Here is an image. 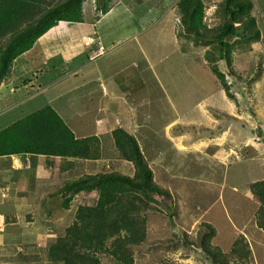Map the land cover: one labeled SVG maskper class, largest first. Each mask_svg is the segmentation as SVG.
Returning a JSON list of instances; mask_svg holds the SVG:
<instances>
[{
  "label": "rangeland",
  "instance_id": "obj_1",
  "mask_svg": "<svg viewBox=\"0 0 264 264\" xmlns=\"http://www.w3.org/2000/svg\"><path fill=\"white\" fill-rule=\"evenodd\" d=\"M176 1L115 0L111 3L112 6L118 5V11H123V6L127 5L136 12L138 18L130 30L114 29L118 36L115 41L119 40L117 45H122L115 51L116 54L132 59L131 55L135 53L137 59L136 70L134 66L126 73L119 62H114L115 72L120 69V77L126 83L121 113L128 120L131 115H128L127 109L133 111L135 106L137 108L135 117L126 129L138 140L156 182L169 189L176 201L164 214L153 216L150 243L144 244V247L153 244L156 251L138 253L136 264H159L162 258L177 264H213L205 252L195 246L191 251L180 247L174 252L167 250L166 243L161 242L166 240L164 234L167 233V237L175 239V244H178L185 233H191L194 229L196 233L201 231L202 223H209L216 228L213 244L224 251L229 249L239 234H247L253 259L257 261L254 264H264V230L255 225L259 200L246 187V184L264 178V71H260V67L264 69V49L256 44L252 55L238 53V59L235 58L233 62L234 76L230 75L232 67L225 60L218 62L231 84L230 91L234 95L231 98L202 55H197L198 50L193 48L196 46L189 44L194 42L196 36L185 37L183 41L187 47L182 50L183 41L179 40V32H171L174 12L167 10L175 7ZM207 1L214 3L222 0ZM251 1L255 3L254 15L262 31L264 22H261L260 17H264V0ZM88 6L91 9L97 4L95 0H86L84 7L87 10ZM209 8L207 6L205 11L208 22L213 26L221 21L222 15L208 12ZM148 10L152 12L145 14ZM165 13L168 15L157 22ZM144 15L145 19H142ZM89 17H85V21ZM132 37L136 39L127 46L125 41ZM132 47L135 51L131 50ZM206 49L203 48V52ZM184 60L187 67H184ZM129 75L131 82L127 81ZM257 75H260L258 79ZM248 79L256 81L249 85ZM15 105L20 107L4 117L6 119L0 123V127H6L20 119L21 115L38 109L43 101L37 99L28 105ZM220 137L222 140H219ZM200 139L209 144H204ZM106 152L113 154L114 150L106 149ZM216 155L219 158L224 156V163L222 160L218 162ZM27 172L31 178L26 180L24 186L29 189L31 185L37 184L38 175ZM9 175L7 171L0 173L1 178H9ZM41 183L42 186L32 187L40 195L39 201L43 193L53 187V184ZM41 202L48 204L40 207L49 210L54 207V216L66 215L71 223L80 201L74 202L69 210L57 207L55 199L49 197ZM24 207L14 204L13 209L21 215L25 214ZM176 208H179L178 212ZM170 211L176 212V215L167 216ZM36 213L38 217L44 215L41 211ZM51 222L54 221L44 222L38 218L36 224L47 226ZM64 228H59L57 232ZM40 231L36 226H28L24 231L15 230L13 236L7 237L4 248L1 246L4 243H0V262L48 263L45 253L36 248L46 239L38 238ZM63 231L60 235H63Z\"/></svg>",
  "mask_w": 264,
  "mask_h": 264
},
{
  "label": "trees",
  "instance_id": "obj_2",
  "mask_svg": "<svg viewBox=\"0 0 264 264\" xmlns=\"http://www.w3.org/2000/svg\"><path fill=\"white\" fill-rule=\"evenodd\" d=\"M85 1L0 0V84L11 74L15 61L30 52L38 40L60 22H83ZM95 2L97 11L107 13L112 0ZM253 6L251 0H222L217 9L222 19L212 26L207 20L203 0L177 3L179 40L183 41L188 35L196 36L189 44L196 46L193 48L199 51L197 55H202L231 98L234 97L231 84L218 62L225 60L232 67L230 75L234 76V50L243 44L262 41ZM185 45L183 41L182 50L186 49ZM260 71L263 72L262 67ZM256 79H248L247 84L251 85ZM112 137L118 157L134 165V175L114 170L83 174L64 181L57 190L62 196L63 208H69L77 195L87 191L97 192V202L80 205L64 234L51 240L44 250L47 264H136L138 253L156 251L153 244L144 247L150 243L152 218L170 210L176 203L175 197L156 182L151 165L131 133L117 127ZM19 154L99 161L102 144L94 135L76 137L64 118L51 105H46L0 130V157ZM246 185L260 201L255 225L264 230V178ZM178 210L176 208V212ZM171 211L167 216L176 215ZM196 232L194 229L185 233L178 244L165 233L166 240L161 242L174 252L180 247L191 251L195 246L205 252L213 264H253L252 249L244 234H239L224 251L213 244L214 226L202 223L201 231ZM171 242L174 243L170 245ZM159 264L177 263L162 258Z\"/></svg>",
  "mask_w": 264,
  "mask_h": 264
},
{
  "label": "crops",
  "instance_id": "obj_3",
  "mask_svg": "<svg viewBox=\"0 0 264 264\" xmlns=\"http://www.w3.org/2000/svg\"><path fill=\"white\" fill-rule=\"evenodd\" d=\"M179 1H176L175 7L167 10V12L169 10L174 12L170 24L173 33H177L180 22L176 11ZM203 1L205 10L207 6H210L208 12L217 13L219 2ZM252 2L255 5L254 1ZM123 7V11H118V5H111L107 13H102V11L96 10V6H92L91 9L88 6V10L87 7H84L83 22H60L55 28L42 36L30 52L25 53L15 61L11 74L0 84V123L4 122L6 119L4 117L8 116L12 110L20 107L16 106V103H21L22 106L40 99L43 101V105L38 109L51 105L72 128L76 137L84 138L94 135L99 137L102 144V158L99 161L28 154L0 157V173L7 171L10 174L9 178L0 177V243L6 242L7 237L13 236L15 230L24 231L28 226H36L41 230L37 234L38 238L46 237L42 244H37L39 247L36 248H40L39 251L44 252L51 240L60 236L63 230L64 234L66 228L71 224L69 223L70 218L66 215V219L63 214L54 216V207L51 210L40 207V205L48 204L47 202H41L48 197L55 199L57 207H62L63 199L62 196L57 194V190L65 180L78 178L83 174H96L114 170L129 176L134 175V165L118 157L112 137V132L117 127H122L127 131L126 128L137 113L136 106L133 111L130 110L131 108L127 109L128 115H131L128 120L121 113L122 101L125 97L123 90L126 83H124L125 79L120 77L122 72L119 68L122 66L123 71L126 73L130 71L131 67L135 66L137 59L135 53L131 55L132 59L122 58L116 54L115 51L121 48L122 45H117L119 40L115 41L118 36L114 29L130 30L134 27L132 23L138 22L136 12L127 5ZM254 8L253 6V14ZM151 12V10H148L145 14ZM87 14L90 17L85 21ZM205 14L207 17L206 11ZM167 15L165 13L157 22ZM254 16L256 17V15ZM141 18L145 19V15ZM260 18L261 22H264V17ZM149 23L152 24L153 21H149ZM261 34L262 41L243 44L236 48L233 54V62H235V58L238 59V53L252 55L256 44L264 49V29H262ZM135 39L136 37L129 38L125 43L128 46V43ZM100 45L106 49V52L101 53L99 51ZM131 50L135 51L134 47ZM115 61L121 64L117 72H115ZM146 61L149 62V59L146 58ZM110 62L112 63L110 64ZM130 62L133 63L130 65ZM184 62V67H187V62L185 60ZM136 68L137 66H135V70ZM127 81L131 82L130 75ZM2 109L3 111H1ZM22 117L24 116L21 115ZM124 124L126 125L124 126ZM2 128L4 127H0V130ZM221 137L219 140H222ZM200 140H203L206 145L209 144L204 139ZM111 148L114 153H107L106 149L111 150ZM216 156L218 162L222 160L221 162L224 163V156L220 158L218 155ZM27 171L30 174L34 173V176L38 175L36 177L37 184L31 185L29 189L24 186L26 180L31 178ZM41 181L53 184V187L50 191L43 193V198L39 201L40 195L32 187L42 186ZM255 199H257L256 196ZM74 202H79L77 208L80 205H93L97 202V192L80 193L73 199L69 208H62L69 210ZM14 204L25 205L23 211L25 214L15 213ZM51 205L53 204L51 203ZM3 208H5L4 211H2ZM36 211L44 212V215L38 217ZM38 218L44 222H50L51 220L54 222L49 223L47 226H44V224L39 226L36 224ZM180 223L182 224V221ZM64 226V229L57 232L59 228ZM245 237L249 241L247 234H245ZM1 246L4 248L5 243ZM256 262L253 259V264ZM0 264H5V262H0ZM44 264L47 263L44 262Z\"/></svg>",
  "mask_w": 264,
  "mask_h": 264
},
{
  "label": "clouds",
  "instance_id": "obj_4",
  "mask_svg": "<svg viewBox=\"0 0 264 264\" xmlns=\"http://www.w3.org/2000/svg\"><path fill=\"white\" fill-rule=\"evenodd\" d=\"M112 2H113V0H112ZM112 2H111V3H112ZM219 3H220V2H219ZM101 47H103V46L100 45V47H99V51H101V53L106 52V49L103 47V51H102V50H101Z\"/></svg>",
  "mask_w": 264,
  "mask_h": 264
},
{
  "label": "built area",
  "instance_id": "obj_5",
  "mask_svg": "<svg viewBox=\"0 0 264 264\" xmlns=\"http://www.w3.org/2000/svg\"><path fill=\"white\" fill-rule=\"evenodd\" d=\"M101 50L103 51V47H101Z\"/></svg>",
  "mask_w": 264,
  "mask_h": 264
}]
</instances>
